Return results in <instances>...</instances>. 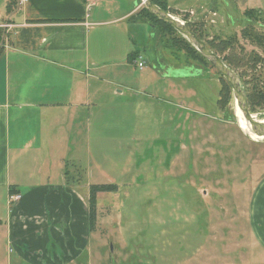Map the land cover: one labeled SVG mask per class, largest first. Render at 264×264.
<instances>
[{
  "label": "rangeland",
  "instance_id": "rangeland-1",
  "mask_svg": "<svg viewBox=\"0 0 264 264\" xmlns=\"http://www.w3.org/2000/svg\"><path fill=\"white\" fill-rule=\"evenodd\" d=\"M140 8H145L142 0ZM167 10L207 46L235 37V44L217 55L229 57L223 61L238 77L247 72L245 82L239 78L245 91L264 86V53L243 38L249 26L243 16L224 23L214 10L206 21L194 10ZM5 12L0 4V16ZM124 26L131 50L142 59L128 63L113 76L116 84H106L97 97L89 161L81 170L70 161L65 168L69 181L87 175L91 185L117 187L98 194L91 242L111 264H264V242H258L251 220L264 178V140L242 131L233 91L213 66L198 59L184 36L167 27L153 30L142 20ZM254 30L264 34V27ZM253 52L263 61L251 70ZM243 58L245 67H238L236 60ZM257 104L249 109L263 122L264 103ZM78 157L75 152L69 159Z\"/></svg>",
  "mask_w": 264,
  "mask_h": 264
},
{
  "label": "crops",
  "instance_id": "crops-1",
  "mask_svg": "<svg viewBox=\"0 0 264 264\" xmlns=\"http://www.w3.org/2000/svg\"><path fill=\"white\" fill-rule=\"evenodd\" d=\"M166 1L204 21L213 10L224 23L264 15V0ZM140 9V0H16L0 16L12 25L0 29V264H111L91 242L87 175L69 181L65 168L89 161L97 97L141 56L124 26ZM75 152L82 158L72 161ZM251 220L264 242V178Z\"/></svg>",
  "mask_w": 264,
  "mask_h": 264
},
{
  "label": "trees",
  "instance_id": "trees-1",
  "mask_svg": "<svg viewBox=\"0 0 264 264\" xmlns=\"http://www.w3.org/2000/svg\"><path fill=\"white\" fill-rule=\"evenodd\" d=\"M152 2L156 6L161 8L162 10L169 12L167 10L168 4H167L166 0H152ZM15 5H16V0H9V2L7 4V8H6L7 12L11 13L14 10ZM244 17L247 19L249 26H248V28H246L242 31L243 38L251 41L252 43H255L259 48L262 49V51L264 53V34H259L254 30V26L257 24L258 21H264V15L261 12H255V11L250 10V11L245 12ZM137 20H142L144 23L149 24L153 28V30H157V28L160 29V28H164V27L166 28L167 27L169 30L176 32V30L173 27H171L167 23L159 20L156 16H154L152 13H150L146 8H141L135 15L132 16L131 21H137ZM186 26L194 34H196L195 31H193L188 24ZM161 30H163V29H161ZM161 32H164V31H161ZM2 36H3V32H2V30H0V42L2 41ZM154 36H155V34H154ZM199 38L201 39V37H199ZM234 38L235 37L230 39L228 42H222L221 40H219L218 46H215L213 43H209L208 47L214 53L220 54L219 53L220 50L224 51L225 48H227V47L229 48L231 45L235 44ZM185 41H187V40H185ZM186 43L192 49L193 53L198 56V59L202 60V62L209 63V61L206 58H204L200 54V52H198L195 48L191 47L189 42H186ZM220 47H223V48L221 49ZM134 55H135V52H131V54L129 55L130 61L132 60V57ZM228 58L229 57H226L223 60L225 61ZM248 58H249L248 61L250 63H252V66L250 67L251 70L255 69V66L258 63L263 61V58L260 56V54H257L255 52H253L250 56H248ZM244 60H245V58H243L241 61L239 59L236 60V62L239 64L238 67L239 66L245 67V65H240V63H242V61H244ZM200 64L205 65L204 63H200ZM246 73L247 72L239 73L240 74L239 78L244 81V79L247 77ZM220 80L229 90H232L231 86L221 76H220ZM252 80L255 84H257L256 83V80H257L256 76H253ZM223 93H224V91L221 89L218 104H220V102L222 101ZM245 93L247 95L249 107H251V104L253 105V107H256V106L260 105L257 103H264V86H262V87L253 86V88L251 90H246ZM255 100H258V102L256 103ZM116 190H117V187L115 185H112V184L91 185L89 187L88 207H89V223H90V230L91 231L94 232L96 230L97 215H98V208H97L98 194L106 193V192H115Z\"/></svg>",
  "mask_w": 264,
  "mask_h": 264
},
{
  "label": "water",
  "instance_id": "water-1",
  "mask_svg": "<svg viewBox=\"0 0 264 264\" xmlns=\"http://www.w3.org/2000/svg\"><path fill=\"white\" fill-rule=\"evenodd\" d=\"M142 5L159 20L167 23L184 36L197 49V51L209 61L220 76L231 86L236 99V104L243 118L249 123L252 134L257 138L264 140V123L256 120L251 114L247 95L240 83L239 77L225 64L223 59L210 50L207 44L194 34L186 25L181 24L176 17L156 6L152 0H142ZM180 75L186 76L187 73H180Z\"/></svg>",
  "mask_w": 264,
  "mask_h": 264
},
{
  "label": "built area",
  "instance_id": "built-area-1",
  "mask_svg": "<svg viewBox=\"0 0 264 264\" xmlns=\"http://www.w3.org/2000/svg\"><path fill=\"white\" fill-rule=\"evenodd\" d=\"M26 1V0H25ZM191 15H195V13H194V11H190L189 12ZM212 14V13H211ZM213 16H216L217 17V13H215L214 12V14H213ZM178 19V18H177ZM179 20V19H178ZM180 22H181V24H183V25H185V22L184 21H182V20H179ZM211 23H215V21L214 20H211L210 21ZM12 27V25H10L9 23H4V24H2V25H0V29H9V28H11ZM138 59H142V57L141 56H139L138 57ZM137 66L140 68V69H142L143 67H144V64H143V62H139V63H137ZM20 199V196L19 195H12V196H10V202H12V203H15L16 201H18Z\"/></svg>",
  "mask_w": 264,
  "mask_h": 264
},
{
  "label": "bare ground",
  "instance_id": "bare-ground-1",
  "mask_svg": "<svg viewBox=\"0 0 264 264\" xmlns=\"http://www.w3.org/2000/svg\"><path fill=\"white\" fill-rule=\"evenodd\" d=\"M179 19V18H178ZM180 20V19H179ZM237 106V104H236ZM237 111H238V117H239V123H240V127L242 129V131H244L247 135L250 136V138H257L255 137L252 132H251V128H250V125L247 123V121L243 118L238 106H237ZM264 123V121H263ZM253 140V139H252Z\"/></svg>",
  "mask_w": 264,
  "mask_h": 264
},
{
  "label": "flooded vegetation",
  "instance_id": "flooded-vegetation-1",
  "mask_svg": "<svg viewBox=\"0 0 264 264\" xmlns=\"http://www.w3.org/2000/svg\"><path fill=\"white\" fill-rule=\"evenodd\" d=\"M245 18V17H244ZM245 20H247L246 18H245ZM256 27L258 26V27H264V21H258L257 22V24L255 25Z\"/></svg>",
  "mask_w": 264,
  "mask_h": 264
}]
</instances>
